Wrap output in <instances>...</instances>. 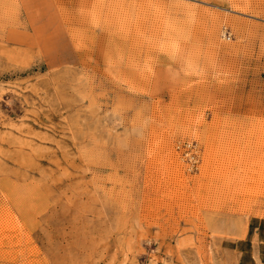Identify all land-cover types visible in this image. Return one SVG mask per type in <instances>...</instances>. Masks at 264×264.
<instances>
[{"label":"rangeland","instance_id":"1","mask_svg":"<svg viewBox=\"0 0 264 264\" xmlns=\"http://www.w3.org/2000/svg\"><path fill=\"white\" fill-rule=\"evenodd\" d=\"M263 221L264 0H0V264H264Z\"/></svg>","mask_w":264,"mask_h":264},{"label":"trees","instance_id":"2","mask_svg":"<svg viewBox=\"0 0 264 264\" xmlns=\"http://www.w3.org/2000/svg\"><path fill=\"white\" fill-rule=\"evenodd\" d=\"M253 227H251V232L253 231ZM259 236L262 241H264V221L260 223L259 227Z\"/></svg>","mask_w":264,"mask_h":264}]
</instances>
